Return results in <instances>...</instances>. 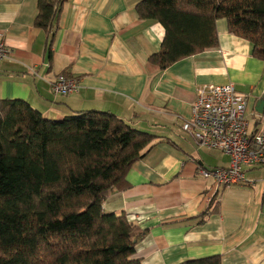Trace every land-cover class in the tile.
Masks as SVG:
<instances>
[{"label":"crops","instance_id":"crops-1","mask_svg":"<svg viewBox=\"0 0 264 264\" xmlns=\"http://www.w3.org/2000/svg\"><path fill=\"white\" fill-rule=\"evenodd\" d=\"M36 1L0 0V40L10 49L0 61V99L25 100L50 119L110 111L155 136L152 149L130 166L125 187L102 203L105 212H124L148 231L135 246L141 264L211 255L221 264H264V166L244 167L250 185L218 186L199 167L227 166L229 157L198 147L181 128L196 86L206 83H232L249 95L252 129L264 124V107L255 110L264 94V60L252 55L250 42L217 19L215 47L160 69L148 57L159 50L164 28L138 17L141 0H67L48 54L46 33L33 26ZM58 73L77 77L79 90L52 94L47 80Z\"/></svg>","mask_w":264,"mask_h":264},{"label":"trees","instance_id":"trees-1","mask_svg":"<svg viewBox=\"0 0 264 264\" xmlns=\"http://www.w3.org/2000/svg\"><path fill=\"white\" fill-rule=\"evenodd\" d=\"M66 1H36L33 26L48 54ZM135 9L164 28L148 57L160 69L215 47L221 18L264 60V0H141ZM154 138L110 111L50 119L25 100L0 99V264H141L135 246L148 231L102 203ZM180 264L221 263L211 255Z\"/></svg>","mask_w":264,"mask_h":264},{"label":"built area","instance_id":"built-area-1","mask_svg":"<svg viewBox=\"0 0 264 264\" xmlns=\"http://www.w3.org/2000/svg\"><path fill=\"white\" fill-rule=\"evenodd\" d=\"M9 57L8 45L0 40V61ZM47 83L54 95L66 96L80 88L78 78L66 73H58ZM248 98L232 83L199 84L191 116L181 124L198 147L216 149L229 157L227 166L213 170L199 167V173L205 178L212 177L218 186L250 185L244 167L264 166V124L252 129L247 114Z\"/></svg>","mask_w":264,"mask_h":264},{"label":"water","instance_id":"water-1","mask_svg":"<svg viewBox=\"0 0 264 264\" xmlns=\"http://www.w3.org/2000/svg\"><path fill=\"white\" fill-rule=\"evenodd\" d=\"M264 107V94L262 95L261 99H259L256 103L255 110L257 112H262ZM200 163V162H199Z\"/></svg>","mask_w":264,"mask_h":264}]
</instances>
